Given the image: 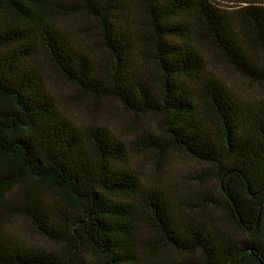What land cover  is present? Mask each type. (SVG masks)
Wrapping results in <instances>:
<instances>
[{
  "label": "trees",
  "instance_id": "obj_1",
  "mask_svg": "<svg viewBox=\"0 0 264 264\" xmlns=\"http://www.w3.org/2000/svg\"><path fill=\"white\" fill-rule=\"evenodd\" d=\"M238 1L0 0V264H264V97L218 73L264 83V0ZM105 101L157 125L64 106ZM169 149L191 179L130 158Z\"/></svg>",
  "mask_w": 264,
  "mask_h": 264
},
{
  "label": "rangeland",
  "instance_id": "obj_2",
  "mask_svg": "<svg viewBox=\"0 0 264 264\" xmlns=\"http://www.w3.org/2000/svg\"><path fill=\"white\" fill-rule=\"evenodd\" d=\"M220 5L228 8L240 3L238 0H217ZM83 21H76L77 24H81ZM214 64V63H211ZM219 74L224 82L230 86V88L241 97L257 99L264 97V83H253L242 77H239L235 72L231 71L226 66H219ZM58 89L62 93L71 92L66 85L58 83ZM57 89V90H58ZM104 106L106 108L102 113H89L86 109L81 111L78 107L71 105H64L65 111L73 117L77 122L96 121L104 124L114 134L122 138L124 141L131 139L135 134L145 129L155 128L157 125L155 118L150 115L134 116L125 112L117 103L112 101H105ZM130 158L134 166L138 169L145 171V178L153 180L156 177L160 181L166 179L171 180L174 178L191 179V176L195 175L200 165L187 155L169 149L166 153V157L163 160H158L152 157L149 153H134L130 152ZM153 175L154 177L152 178ZM25 232H29L27 226L19 222ZM30 234V233H28ZM176 258V256H173ZM179 258V257H178Z\"/></svg>",
  "mask_w": 264,
  "mask_h": 264
}]
</instances>
